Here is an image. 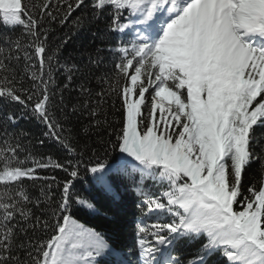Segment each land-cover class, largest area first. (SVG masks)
I'll return each instance as SVG.
<instances>
[{
  "label": "snow or ice",
  "instance_id": "snow-or-ice-1",
  "mask_svg": "<svg viewBox=\"0 0 264 264\" xmlns=\"http://www.w3.org/2000/svg\"><path fill=\"white\" fill-rule=\"evenodd\" d=\"M105 16L131 36L107 49L111 68L102 47L61 63L68 38L53 44L52 25L90 30ZM0 24V264H210L217 252L264 264V0H0ZM81 117L83 143L66 127ZM24 119L67 155L37 156ZM48 168L64 179L38 175ZM84 180L114 202L121 188L142 198L131 245L73 218L100 214ZM201 236L191 258L174 254Z\"/></svg>",
  "mask_w": 264,
  "mask_h": 264
},
{
  "label": "trees",
  "instance_id": "trees-1",
  "mask_svg": "<svg viewBox=\"0 0 264 264\" xmlns=\"http://www.w3.org/2000/svg\"><path fill=\"white\" fill-rule=\"evenodd\" d=\"M36 2V0H33ZM121 22H126L125 20ZM111 23L110 19L105 16L99 22H94L90 26V30L86 28L84 31H79L76 29L75 25L71 22L61 27L58 24H53L52 28L55 32L52 36V43H59L58 38H68L67 44L63 45L61 48L60 61L61 63H77L81 64L86 60L87 54L89 52H94L97 47H102L105 51L102 55L105 57V63L108 64L109 69L111 68V56L107 49L119 43L120 39L125 40L131 39V36H123L114 31L108 30V25ZM8 31L2 24H0V32ZM13 34H20L22 28L17 27L11 30ZM96 32V36L92 35ZM65 80V75L63 70L57 74V83L61 84ZM93 87H96L93 83ZM68 94L66 93V96ZM73 96L76 95L75 92L72 93ZM117 107H119V102H117ZM87 123L86 117H81L79 120L73 118L71 124L66 125V127L71 128L73 136H75L81 143L84 142L85 136L82 132V126ZM18 128L25 130L31 134L33 151L37 156H52L54 159L63 158L67 155L66 151L63 150L57 143L53 140L47 139L42 136V133L46 131L43 124L39 123L35 119H24L20 121ZM43 139L44 144L41 145L37 141ZM38 175L41 177H51L55 176L58 180H63L65 173L61 170L56 169H37ZM259 179L258 166L253 165L251 169L248 170L247 175L244 177V187L242 191L247 195V188L251 182ZM51 182V181H48ZM26 183L31 184V181H26ZM46 183L43 180L36 181L37 187L31 189L34 194L39 193V185ZM145 186L148 191L152 194L160 196L163 191L166 190V185H159L151 179L145 181ZM77 189L82 196L86 197H96L97 207L100 209V214L89 213L85 209H80L74 212V219L78 220L80 223L84 224L85 227L93 228L97 231H101L111 236L115 231L117 234L118 242L122 244L131 245L136 238V225L142 218L143 213L138 207L141 201V197L138 196L132 190L120 189L119 195L120 199L118 201H112L110 197L100 193L94 186L91 180H84L77 184ZM57 195L59 192L57 190ZM108 211L105 215V211ZM40 215V212H36ZM155 222L153 219H147L145 223L151 224ZM51 234V230H38L37 236L40 239H46L47 235ZM205 242V237L201 236L199 239L194 241L184 240L181 241L175 251V255L182 260H187L192 257L195 251ZM221 260L223 264H227L226 258L222 257L220 252L215 253L210 260V264H214L215 261Z\"/></svg>",
  "mask_w": 264,
  "mask_h": 264
}]
</instances>
